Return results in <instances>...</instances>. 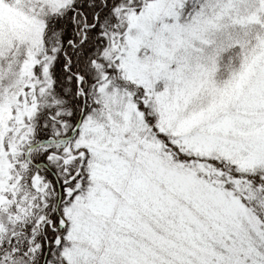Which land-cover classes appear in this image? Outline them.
I'll return each mask as SVG.
<instances>
[{
    "label": "snow or ice",
    "instance_id": "snow-or-ice-1",
    "mask_svg": "<svg viewBox=\"0 0 264 264\" xmlns=\"http://www.w3.org/2000/svg\"><path fill=\"white\" fill-rule=\"evenodd\" d=\"M0 264H264V0H0Z\"/></svg>",
    "mask_w": 264,
    "mask_h": 264
}]
</instances>
